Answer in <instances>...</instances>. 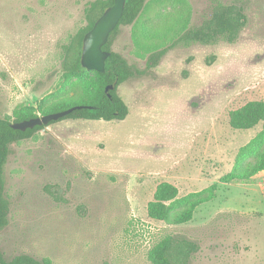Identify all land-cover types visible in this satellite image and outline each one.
Listing matches in <instances>:
<instances>
[{
  "label": "rangeland",
  "instance_id": "obj_1",
  "mask_svg": "<svg viewBox=\"0 0 264 264\" xmlns=\"http://www.w3.org/2000/svg\"><path fill=\"white\" fill-rule=\"evenodd\" d=\"M93 1L0 0V118L22 105L50 110L80 100L97 85L92 71L70 81L62 73V47L87 25ZM218 3L238 4L248 17L235 44L178 45L146 69L152 52L186 23L201 26ZM111 49L137 70L118 88L129 115L59 121L11 145L1 249L52 264H152L149 250L176 235L200 247L190 264H264V172L224 179L263 128L235 130L229 114L264 101V0H147ZM162 182L179 198L206 191L211 200L187 224L153 220L148 204Z\"/></svg>",
  "mask_w": 264,
  "mask_h": 264
},
{
  "label": "trees",
  "instance_id": "obj_2",
  "mask_svg": "<svg viewBox=\"0 0 264 264\" xmlns=\"http://www.w3.org/2000/svg\"><path fill=\"white\" fill-rule=\"evenodd\" d=\"M113 4L114 0H95L85 9L87 25L70 36L68 42L62 47V73L65 81H70L73 78L81 79L89 72L81 64L84 37ZM146 6L147 0H127L124 15L118 27L111 33L108 43L103 47L104 50L111 52L106 61L105 72L92 71L96 74L98 83L92 88L85 89V98L61 100L50 106V110H44L42 106L35 108L22 105L17 107L11 116L6 115L4 118H0V180L2 183L11 145L31 139L38 131L47 127L37 126L22 132L12 129V123L37 118L39 114L43 116L65 111L76 106L83 108L75 110L59 121L72 119L112 122L123 121L127 118L129 108L118 95V88L133 78L137 70H134L121 54L113 51L111 45L119 28L135 24ZM247 24L248 17L242 6L218 3L213 9L211 17L206 19L201 26L191 27L186 23L175 35V38L171 39L169 45L152 52L148 58L146 69L151 70L158 67L166 53L178 45L211 46L221 42L235 44ZM110 85L115 87L113 91H110L111 99L106 93V88ZM81 100L90 103L74 105L76 101ZM54 123L56 122H51L48 126ZM229 124L235 130H251L259 124L263 125L262 131L240 148L232 173L224 178L226 183L249 181L257 174L264 172V101H251L231 111ZM214 191V186L208 189V192L212 194ZM205 193L206 191L191 193L179 198L178 187L169 182H162L156 188L153 201L148 204V216L153 220L175 225L187 224L193 219L196 208L211 200V196L204 197ZM9 212L10 203L2 188L0 190V233L8 225ZM199 250V245L186 237L166 235L149 250L148 260L152 264H190ZM0 264H52V261L49 258L38 259L28 254H19L9 258L0 247Z\"/></svg>",
  "mask_w": 264,
  "mask_h": 264
},
{
  "label": "water",
  "instance_id": "obj_3",
  "mask_svg": "<svg viewBox=\"0 0 264 264\" xmlns=\"http://www.w3.org/2000/svg\"><path fill=\"white\" fill-rule=\"evenodd\" d=\"M126 2L127 0H114V4L103 13L93 28L85 35L81 64L87 71L105 72L106 61L110 57L111 52L104 50L103 47L108 43L111 33L118 27L124 15ZM114 89L115 87L113 85L106 88V93L110 99L112 98L110 91ZM82 108V106H76L65 111L46 114L21 122H14L11 124V128L25 132L37 126H48L51 122H57L75 110ZM2 188L3 183L0 180V190Z\"/></svg>",
  "mask_w": 264,
  "mask_h": 264
}]
</instances>
